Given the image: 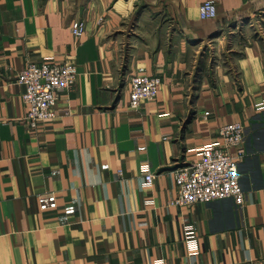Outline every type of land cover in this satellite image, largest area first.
<instances>
[{
	"label": "crops",
	"instance_id": "obj_1",
	"mask_svg": "<svg viewBox=\"0 0 264 264\" xmlns=\"http://www.w3.org/2000/svg\"><path fill=\"white\" fill-rule=\"evenodd\" d=\"M201 2L0 0V264H264V0H218L212 18ZM49 56L73 61L77 78L59 115L32 129L17 78ZM135 74L162 80L137 108ZM237 120L244 202L171 204L189 149ZM143 161L155 172L148 188ZM50 193L58 207L41 211Z\"/></svg>",
	"mask_w": 264,
	"mask_h": 264
},
{
	"label": "built area",
	"instance_id": "obj_2",
	"mask_svg": "<svg viewBox=\"0 0 264 264\" xmlns=\"http://www.w3.org/2000/svg\"><path fill=\"white\" fill-rule=\"evenodd\" d=\"M218 0H202L199 13L202 18L217 15ZM76 36L85 32V23L80 21L71 27ZM49 56L41 62L28 63L18 74V82L24 85L22 99L27 108L25 120L35 129L45 120L59 115L57 101L61 91L74 86L77 78L73 61L55 62ZM161 77L149 74H135L130 80L128 103L137 108L145 99H154L161 85ZM258 110L264 109V98L255 103ZM206 113H209L206 111ZM245 129L243 121L237 120L220 126L218 135L201 145L191 147L195 158L173 171L178 187V195L171 204L190 205L195 202H210L233 197L236 203H243L245 193L240 181L239 163L246 155ZM144 179L143 187H150L155 172L147 161L141 163ZM41 211L58 207L55 193L38 196ZM183 240L188 253L197 254L201 241L192 223L183 224ZM151 264H166L164 258H155Z\"/></svg>",
	"mask_w": 264,
	"mask_h": 264
},
{
	"label": "rangeland",
	"instance_id": "obj_3",
	"mask_svg": "<svg viewBox=\"0 0 264 264\" xmlns=\"http://www.w3.org/2000/svg\"><path fill=\"white\" fill-rule=\"evenodd\" d=\"M215 47L216 46H209L206 50H209V49H212V48H214L215 49ZM219 54L217 55V56H214V59H217V58H219L220 60H224L225 62H227V58H228V55H226V53L224 52V54H220L221 52L219 51L218 52ZM220 55V56H219ZM213 59V60H214Z\"/></svg>",
	"mask_w": 264,
	"mask_h": 264
}]
</instances>
